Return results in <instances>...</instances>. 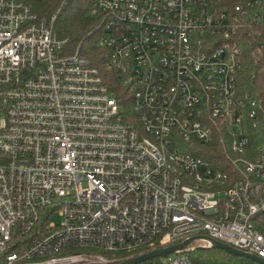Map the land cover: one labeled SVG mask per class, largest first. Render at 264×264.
<instances>
[{
	"label": "built area",
	"instance_id": "2783aa9c",
	"mask_svg": "<svg viewBox=\"0 0 264 264\" xmlns=\"http://www.w3.org/2000/svg\"><path fill=\"white\" fill-rule=\"evenodd\" d=\"M91 1L123 100L55 15L0 0V264H116L199 235L264 260V105L237 85L245 55L264 63V0Z\"/></svg>",
	"mask_w": 264,
	"mask_h": 264
},
{
	"label": "trees",
	"instance_id": "16d2710c",
	"mask_svg": "<svg viewBox=\"0 0 264 264\" xmlns=\"http://www.w3.org/2000/svg\"><path fill=\"white\" fill-rule=\"evenodd\" d=\"M30 3L32 11L39 17L44 16L45 18H50V16L55 15L56 19L53 23V32L57 39L65 41V51L68 54H72L77 50L87 60L89 59L98 68L109 90L123 100L126 95L124 88L113 73L107 71L105 68L104 51L99 46L97 37L99 34L96 30L97 20L88 16L92 1L30 0ZM59 6L60 9H57ZM244 57L237 77V85L240 93L248 100H255L264 105V63L261 61H252L249 55H245ZM122 102L125 103L124 101ZM250 132L252 134L250 136L251 143L250 148H248L249 152L254 147L256 150L257 146L264 144V135H262L261 129L257 130V132L253 130ZM205 156L208 160L210 158L212 160L210 161L215 163L214 158L208 155ZM247 157L251 158V155L249 154ZM256 223V229L264 234V213L256 218ZM184 253L192 264H257L247 258L229 255L218 248L195 247L194 244L189 245L184 250ZM139 264H160V258H154Z\"/></svg>",
	"mask_w": 264,
	"mask_h": 264
},
{
	"label": "water",
	"instance_id": "95a60500",
	"mask_svg": "<svg viewBox=\"0 0 264 264\" xmlns=\"http://www.w3.org/2000/svg\"><path fill=\"white\" fill-rule=\"evenodd\" d=\"M199 241H204L207 242L209 245L207 247H202V248H218L224 251L227 254H231L237 257H242V258H247L250 259L251 261L257 263V264H264V260L261 258H258L257 256L247 253V252H242L230 245L221 243L216 240H211L210 238H207L205 236H200L199 237H191L189 239H185L183 243L177 244V245H172L169 246L168 248L165 249H158L154 250L153 252L146 253L139 255L136 258H132L129 260H125L122 263L119 264H139L141 262L151 260L154 258H163L169 256V254H178L181 252H184V250L191 244H194L196 242L199 243Z\"/></svg>",
	"mask_w": 264,
	"mask_h": 264
},
{
	"label": "rangeland",
	"instance_id": "374dc122",
	"mask_svg": "<svg viewBox=\"0 0 264 264\" xmlns=\"http://www.w3.org/2000/svg\"><path fill=\"white\" fill-rule=\"evenodd\" d=\"M57 9H60V6L57 8ZM89 16V15H88ZM53 221L55 222V223H58L59 222V220L57 219V218H53ZM195 245V247H199V245L198 244H194Z\"/></svg>",
	"mask_w": 264,
	"mask_h": 264
}]
</instances>
